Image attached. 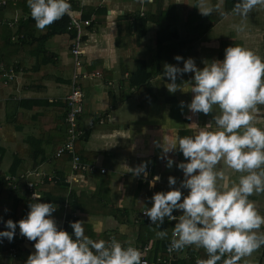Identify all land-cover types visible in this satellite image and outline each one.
I'll list each match as a JSON object with an SVG mask.
<instances>
[{
    "label": "crops",
    "instance_id": "crops-1",
    "mask_svg": "<svg viewBox=\"0 0 264 264\" xmlns=\"http://www.w3.org/2000/svg\"><path fill=\"white\" fill-rule=\"evenodd\" d=\"M235 2L236 0H75L72 5L76 14L83 16L84 13H90L89 18L92 19L91 26L84 30L83 69L100 70L102 73L101 79L83 82L84 108L81 124L85 126L88 118L95 114H110L109 121L103 126L88 129L85 137L76 145V150L84 161L95 162L107 170L102 175L81 177V184L72 188L85 196L80 201L86 213H76L75 219L90 226L96 239L104 236L108 240L109 237H114L123 246L131 245L136 248L154 245L155 248L162 249L163 244L168 246L175 221L165 218V222L157 228L148 218L141 217V211L151 206L150 197L153 193L168 191L170 187L177 188L183 179L182 171L176 168V163L186 158L178 150L164 153L161 145L178 136L192 135L197 129L190 126V123L203 126L213 115H193L188 111L186 105L190 102L192 93L188 91L187 82L191 80V72L177 77L176 83L180 88L171 94L166 89L167 78L162 73L153 76L149 81V88L156 98L139 105L138 93L130 86L127 76L134 69L136 60L148 62L153 57L159 27L148 22L141 30H135L136 23L141 18L156 13L159 7L163 13H167L160 17V23L164 25L168 23L166 21H171L172 27L167 31H174L178 44L184 42L190 45L188 48L178 49L175 47L176 43L166 46L161 58L163 61L171 59L173 62L169 65L182 67L183 60L178 62L173 59L179 55L184 59L193 58L199 68L203 66V61L222 59L224 48L231 45L251 49L264 58V7L257 6L246 18H241L232 11ZM202 8L213 10L205 16L199 12ZM15 14L19 16L18 23L27 18L26 14L9 10L2 13V18L12 20ZM133 18H137L135 22ZM235 25H243V31L237 32ZM7 30L3 23L0 24V59L10 65L8 59L12 55V59L21 68L16 72L14 80L6 81L0 77V165L4 173H10L9 169L15 161L20 164L14 173L25 169L54 171L53 153L65 140L63 118L72 73L69 53L71 35L62 32L49 37L42 45L32 44L45 50L50 59L44 57V63L33 56L28 57L22 49L7 47ZM15 30L16 28L12 29L11 33ZM35 32L39 36L48 30L46 27L44 30L36 28ZM162 37H165V33ZM42 66L44 68L41 69ZM106 82H112L114 89L109 88ZM144 94L146 93L141 92V99ZM180 101L184 102L183 108ZM258 108L259 112L255 115L259 119L256 124L264 126V105H259ZM58 121L60 124H57ZM165 157L173 160L171 167L165 166ZM141 162L146 167L152 166L149 181L145 183L125 167H136ZM229 172L232 179L239 175L231 173V170ZM153 176H159V180L150 187L149 182ZM169 176L175 178L176 184H167ZM180 190L183 198L187 190ZM249 199L254 201L257 211L264 216V193H253ZM9 203L0 205L1 221V211L9 210ZM64 214L66 217L62 205L57 206L56 211L51 214L58 229ZM179 214L173 211V215ZM159 230H165L167 236L158 237L156 233ZM260 231H264V225ZM30 249L31 252L34 251L33 247ZM31 252H26L24 258ZM156 254L155 258L161 256L159 252ZM146 258L152 261L150 250ZM175 258L182 263L192 260L189 264H196L197 259H206L207 254L203 248L186 246ZM263 259L264 246H261L250 256L241 257L236 264H263ZM0 264H9L1 253ZM217 264H221V261Z\"/></svg>",
    "mask_w": 264,
    "mask_h": 264
},
{
    "label": "clouds",
    "instance_id": "clouds-1",
    "mask_svg": "<svg viewBox=\"0 0 264 264\" xmlns=\"http://www.w3.org/2000/svg\"><path fill=\"white\" fill-rule=\"evenodd\" d=\"M35 27L44 30L71 10L69 0H26ZM264 7V0H236L232 11L246 18L253 8ZM213 9L202 8L207 16ZM237 32L243 25H235ZM183 66L165 64L163 77L171 94L177 91L178 76L192 73L187 82L192 97L186 107L190 113H213L203 126L195 122L192 135L178 136L162 151L178 150L186 160L176 163L182 171L180 186L168 191L155 192L150 197L151 206L143 214L157 228L165 222L175 221L168 251L183 250L186 246L203 248L206 259L196 264H236L241 257L250 256L264 246L262 216L249 197L264 193V126H257L259 105H264V58L240 45L227 46L222 59L203 61L197 67L193 58L177 55ZM161 79V75L159 76ZM183 108L184 102L180 101ZM191 119V117H186ZM166 167L173 160L165 157ZM218 165H220L218 167ZM134 176H147L144 162L127 167ZM231 173H239L236 179ZM159 176H153L151 187ZM167 184H176L174 177ZM181 188L187 190L183 195ZM34 201L29 211L15 223L3 221L6 230H0V239H13L16 229L28 241H34L24 264H146L141 251L131 245L123 246L117 239H92L85 234L84 221H70L71 234L57 227L52 213L53 203ZM179 215H173V211ZM160 238L165 230L157 231ZM223 258V259H222Z\"/></svg>",
    "mask_w": 264,
    "mask_h": 264
},
{
    "label": "trees",
    "instance_id": "trees-1",
    "mask_svg": "<svg viewBox=\"0 0 264 264\" xmlns=\"http://www.w3.org/2000/svg\"><path fill=\"white\" fill-rule=\"evenodd\" d=\"M160 2H157L156 4H159ZM74 4V3H73ZM72 4V5H73ZM9 10V12H21L23 14L27 15V18L25 20H21L18 25H16V30L14 33H11V30L14 28L8 27L7 23L3 22L5 27H7V33H6V46H14V49H22L24 52L27 53L28 57L32 58L35 57L40 62H44V57H48L45 53V50L41 47H35L32 46V44L39 43V45H42L45 40H47L49 37L54 36L55 34H59L62 32H66L65 27L67 24L66 18H61L52 24L46 26L48 32H46L43 35L36 36V27L35 22L30 16L29 8L27 6L26 0H16L13 4L9 3L5 7H0V21H2V13H5ZM15 12V13H17ZM167 13H163L161 11V8L156 11V13H151L143 18L140 19L138 23H136L135 30H141L146 26V23L150 22L152 24H155L159 27L156 34V50L153 55V57L148 61L143 60H136L134 69L128 73L127 79L131 87H134L138 93L139 97V105H142L144 102H152L156 98L155 95L152 93L151 89L149 88V81L150 79L157 75L163 73V68L165 64H169L170 62H173L171 59L170 61L162 60V55L166 51V46H170L171 43H176L175 47L178 49L179 47H190L189 44L184 42H179L178 44L177 36L175 35L174 31L171 30V32H168L169 28L172 27L171 21L166 24L160 23V17L165 16ZM90 13H84L82 16L83 19L89 18ZM137 18H133V22L136 21ZM167 31V32H166ZM143 30L141 31V33ZM165 33V37H162ZM33 47V48H32ZM27 50H26V49ZM183 53V52H182ZM71 57V56H70ZM12 55L9 56L10 65L6 62L5 67L7 69L12 68L15 73L19 71L21 68V65L18 64V62L14 59H12ZM47 59H50L49 57ZM46 66V65H45ZM44 68V66L41 67V69ZM34 70V69H33ZM38 70V69H36ZM32 71V69H31ZM91 71V70H90ZM83 85V83H82ZM144 94V97L141 99L140 94ZM32 103V102H31ZM32 105V104H31ZM65 115V114H64ZM57 124H60L58 121ZM53 168L57 177L58 181L45 183L42 187H40V202H46V203H53L57 206L63 205L65 202L67 203L66 208V223L64 224L63 229L67 231L69 234H71V228L69 227L70 221H76L75 218L72 217L73 213H86L84 211V205L80 201L82 197H85L83 193H81L78 190H71L70 192L67 191V185L63 183V179L66 175L69 174L70 167H69V158L67 155H63L59 158L53 157ZM19 162L15 161L13 165L11 166L10 174H16L15 169L19 166ZM9 203V210H2L3 212L1 214L2 220H8L11 219L14 223L20 219H22L27 212L29 211L28 204L32 202L28 197V192L25 187L24 181H19L17 185V189L10 190L3 184V182L0 180V205H4ZM106 212V210H105ZM108 213V211H107ZM85 234L88 235L92 239H96L95 235L91 232L90 226L85 225ZM105 240V237L103 238ZM34 241H31L30 246H27L26 244L21 243L20 241L11 240L9 242L8 246L5 247L2 251H0L1 256L5 258L7 261H9V264H24L25 260L27 258H24L23 255H26V252H31L30 248L32 247V244ZM145 243H147V240H145ZM13 246L17 247V257L11 259L8 255V247ZM166 244H163L162 249L155 248L154 245H149L150 250V258L152 256V260L155 259L156 253L159 252L161 256H166L165 248ZM155 249L157 252H155ZM193 261L190 260L185 263H192Z\"/></svg>",
    "mask_w": 264,
    "mask_h": 264
},
{
    "label": "built area",
    "instance_id": "built-area-1",
    "mask_svg": "<svg viewBox=\"0 0 264 264\" xmlns=\"http://www.w3.org/2000/svg\"><path fill=\"white\" fill-rule=\"evenodd\" d=\"M16 0H0V7H5L9 3H14ZM75 0H69L71 5V10L68 14L63 17L67 19V24L65 27L66 33L71 35L70 37V48L69 53L72 61V73L70 77V90L65 97L66 111L63 118V124L65 127V140L58 146L54 153V158H59L63 155H67L69 158V174L63 179V183L67 185V191L70 192L75 185L81 184L80 178L85 176H93L96 174H105L107 170L95 162L84 161L76 150L77 143L82 140L88 129L95 128L96 126H103L107 121L110 120V114L101 113L95 114L89 117L87 124L84 126L81 124V117L83 115L84 100H83V89L82 83L88 79H101L102 73L100 70H85L83 69L82 56L84 54L83 50V38L84 30L89 28L92 24V19H83L82 15L76 14L73 11L72 4ZM62 17V18H63ZM61 19V18H60ZM19 16L16 14L13 16L12 20L3 19V22L7 23L8 27L13 28L18 24ZM20 70V69H19ZM0 77L3 80H14L16 73L12 68L7 69L3 61L0 60ZM106 85L114 89L115 85L112 82H106ZM147 176L143 174L137 175V178L142 183L149 181V174L152 172V166L149 165L145 167ZM0 180L5 184L10 190L17 189L19 181H24L26 190L28 192V197L31 201H34L33 195L40 198V187L45 183L56 182L58 177L55 171H47L45 169H25L16 174L4 173L0 165ZM64 211H66L67 203L62 205ZM77 214L73 213L72 217L76 218ZM141 217L146 219L147 217L141 211ZM66 223L65 214L63 215L61 225L59 228H63ZM0 230H6L3 221L0 220ZM111 237L108 238V240ZM172 239V238H171ZM13 240L20 241L27 246H30L31 241H28L25 237L19 234V229L17 228L13 236ZM170 243V241H169ZM9 241L7 239H0V251L7 247ZM169 246V244H168ZM168 246L166 248V256H159L152 261L146 258V254L149 251V245L140 246L138 249L142 253V260L146 261V264H189L182 263L175 258L177 253L182 250L169 252ZM32 248V247H31ZM8 255L11 259L17 257V247H8Z\"/></svg>",
    "mask_w": 264,
    "mask_h": 264
},
{
    "label": "rangeland",
    "instance_id": "rangeland-1",
    "mask_svg": "<svg viewBox=\"0 0 264 264\" xmlns=\"http://www.w3.org/2000/svg\"><path fill=\"white\" fill-rule=\"evenodd\" d=\"M15 12H17V11H15ZM15 12H13V13H15ZM18 13H21V12H18ZM166 22H170V21H166ZM263 264H264V259H263Z\"/></svg>",
    "mask_w": 264,
    "mask_h": 264
}]
</instances>
